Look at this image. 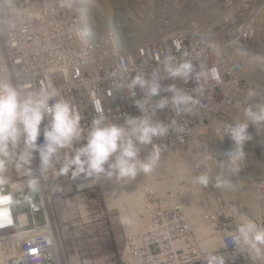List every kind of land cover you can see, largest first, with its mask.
I'll list each match as a JSON object with an SVG mask.
<instances>
[{
    "label": "built area",
    "instance_id": "obj_1",
    "mask_svg": "<svg viewBox=\"0 0 264 264\" xmlns=\"http://www.w3.org/2000/svg\"><path fill=\"white\" fill-rule=\"evenodd\" d=\"M136 1L144 6V0ZM64 2L0 0V78H11L22 92L56 87L77 107L85 130L96 116L97 106L108 121L118 124L123 123L127 115L136 117L141 114L134 101L144 99V93L137 88L136 96L132 97L127 88L122 87L139 71L146 78H151L156 72L162 89L175 85L197 99L191 114L177 116L171 103L155 111L154 120L170 123L175 119L184 130L154 141L162 149L159 164L152 173L140 175L145 189L143 209L146 225L138 234L125 238L121 259L124 255L131 257V264H195L204 261L205 253L198 248L200 241L192 230L193 221L186 211V197L204 205L201 218L218 228L231 226L229 220L232 215L228 218L227 209L230 207L208 173L207 164L213 159L219 144L209 148L205 139H198V132H206L209 136L213 132V122H220L224 127L226 122L235 118L233 106L237 103H244L245 109L249 107L248 96L253 95L257 79L254 75L253 80L245 75L248 65L245 46H252L246 43V35H255L256 41H264V0H171L175 11L182 15L177 28L138 45L133 40L129 50H120L114 39V49H108L99 61H84L78 54L76 38L79 37L72 34L66 17V10L75 9L76 4L67 8L63 6ZM147 2V8L144 6V10H148L147 16L144 19L137 16L138 21H146L147 27L156 21L158 30H163L169 20L163 14H155L154 10L169 1ZM211 3H215L217 8L211 9ZM52 19H60L63 32L52 29ZM169 24L176 26L177 20L173 19ZM176 42L181 44L179 51L176 50ZM233 42L242 44L241 53H234ZM169 51L178 59L184 51L189 52L187 58L192 60L197 71L201 65L216 68L219 80L209 78L197 82L190 78L185 83L180 78L168 77L162 61ZM259 55L264 53H258V70ZM201 84L203 92H195L194 89ZM171 96L172 93L162 90L157 97L149 99V109L160 99L170 100ZM148 150L142 149L140 157L146 156ZM236 151L240 153V150ZM37 164L38 161H34L33 167ZM183 169L186 171L182 172ZM201 173L209 175L208 187L194 182V177ZM14 176L13 179L19 183L21 178ZM81 182L66 177L57 179L50 172L42 182L41 192L34 194L31 200L23 201L22 196H18L22 203L12 219L0 218V242L6 241L7 251L14 255L16 251L22 252L19 264H55L57 261L45 206L48 196L59 201L77 200L84 215L74 211L77 212L74 224L100 229V236H91L86 241L90 250H97L81 252L83 258L93 259L101 245L112 241V219L101 189L106 180ZM165 182L170 186L164 188ZM208 204L215 206L213 211L207 210ZM228 237L229 233L224 236V251L232 253L235 247ZM59 247L65 253L60 240ZM122 262L127 264L125 260Z\"/></svg>",
    "mask_w": 264,
    "mask_h": 264
},
{
    "label": "clouds",
    "instance_id": "obj_2",
    "mask_svg": "<svg viewBox=\"0 0 264 264\" xmlns=\"http://www.w3.org/2000/svg\"><path fill=\"white\" fill-rule=\"evenodd\" d=\"M74 4L75 0H65L63 6L72 8ZM175 47L179 51L180 42H176ZM188 56L189 52L184 51L178 59L169 51L162 61L167 76L180 78L185 83L190 78L197 82L209 78L219 80L216 68L201 65L197 71ZM122 87H126L132 97L136 96L137 88L144 93V99L134 101L141 114L127 115L123 123L118 124L108 121L97 106L96 116L85 130L77 107L56 87L22 92L11 78H0V218L12 219L22 203L18 196H22L23 201L31 200L34 194L41 192L42 182L50 172L54 178L66 177L83 183L101 179L132 181L156 169L162 149L154 141L174 131L181 132L184 127L175 119L170 123L154 120L155 111L171 103L177 116L191 114L198 100L175 85L162 89L156 72L146 78L139 71ZM162 90L172 93L171 99H160L150 110L149 99L157 97ZM203 90L202 84L194 89L199 93ZM244 116L224 129L238 150L253 139L249 128L264 121V111L257 114L250 106ZM142 149H149L143 158L140 157ZM34 161H38L35 168ZM13 175L21 178L19 183L13 180ZM194 182L208 187L210 177L201 173L194 177ZM228 240L238 252L264 258V226L253 219L238 216ZM205 261L206 264H226L223 255L212 252L207 253Z\"/></svg>",
    "mask_w": 264,
    "mask_h": 264
},
{
    "label": "bare ground",
    "instance_id": "obj_3",
    "mask_svg": "<svg viewBox=\"0 0 264 264\" xmlns=\"http://www.w3.org/2000/svg\"><path fill=\"white\" fill-rule=\"evenodd\" d=\"M99 1L75 0L76 8L66 10V17H68V26L71 27L72 34H75L77 37H79L76 38V50L78 51V54L80 56H83L84 61H99L100 58L108 51V49H114V45L112 42L113 38H115L116 46H120V50H129L133 45V40L135 45H138L140 43L157 39L160 37V35H162V33L166 35L168 31L173 30L179 26L182 18V15L179 12L175 11L176 8L173 7L171 0H168L169 3H166V5L163 3L160 5L161 8H156V10H154L155 14H163L169 20L168 25L166 23V26L164 27L165 30L163 29L159 31V25L155 24L156 21L155 23L151 24V26L147 27L146 21L141 23L137 18H129L128 14H125L122 10L121 1H114L115 4L113 11L109 9L104 10V6H100L99 4H101V2ZM147 3V0H144V3L142 5L145 6ZM145 7L147 8V5ZM216 8V4L211 3V9ZM147 13L148 10L145 9L144 11H142V13H139L138 16H143V18L140 19H144L147 16ZM95 14H97V16H94ZM173 19L177 20L176 26H171L169 24V22L171 23ZM52 29H54L55 32H63V25L60 23V19H52ZM93 31L97 32L93 34ZM124 35L126 38H123ZM107 36L108 39H106ZM89 37H91V42L89 41ZM246 43L252 44V46H245V56L248 59V65L246 67L245 75L250 79H252L254 75V79H257V87L253 88V95L248 96V106L254 108L253 111L259 114L261 111H264V91L262 90V85L264 83V79H262L264 76V71L260 73V69L258 70L256 68L257 64L253 63V60H255L253 52H258L257 50L259 48L257 47L255 36L247 35ZM261 50L258 53H263ZM233 51L234 53H241L242 44L240 42H233ZM260 61L264 60L259 58V62ZM244 113L245 104L237 103L233 106V116H235V118L231 119L229 122H226L224 124V127L220 126V122H213V132L209 136H206V132H198V139H205V145L209 148L219 144L217 146V152H214L215 157L213 156V159L209 160V163L207 164L208 173L211 175L214 183L216 185H219L217 186V189L220 191V195L223 196L224 200L227 203H234L236 201L238 202L239 206L246 205L247 198L245 197V195H251V193L253 192H251V189L253 188L242 187L241 189H239L240 185L236 181L237 178L241 177H246L247 179L251 178V175L246 172L245 169L241 171V168H237V165L240 162L239 154H244L245 146L249 144L253 145V141L264 140V121L252 124L249 128V132L252 134L253 139L244 145L243 149L240 150V153L236 151V145L227 137V135H225V132L222 131H224L226 125L234 124L237 120L244 119ZM221 164H223L225 168L228 166L229 167L227 169H224L220 166ZM262 164H264V162ZM185 171L186 169L182 170V172ZM13 177L15 176L13 175ZM15 181H17L18 183V180ZM242 183L243 182H240L241 186H243ZM162 186L166 188L170 186V184L165 182ZM101 189L106 196L109 207L115 208L119 211L123 223L129 226L130 232L139 233L144 229V225L146 223V215L143 209V196L145 189L141 184L140 175H138L132 181H117L115 179H113L112 181H106L105 183H102ZM254 190L258 191V196L260 194L259 191H263L264 189H259V186H256ZM49 199L50 202H52V199L50 198V196H48L45 199V206L49 216V233L52 235L56 245L58 264H74L72 261L69 262V260L65 258L64 251L61 249V247H59L60 237L54 223V217L52 215V209L50 207ZM200 205L201 204L195 203L194 201L192 202L190 197H186L185 207L187 209V213L189 214L188 217H190L193 221L192 230L200 241L198 248L200 251L205 253V256L209 252H212L216 255H221L225 252L224 247H222V253L217 250H205L202 247V241H204L205 238L204 242L208 240L205 247L208 245L209 248H215L218 244H220V242H224V236L227 233H231L234 230L230 229L231 226L228 227L230 230L228 228H218L208 220L202 219L201 215L203 211H205V206L201 205L203 207V210H200L201 213H198V208L200 207ZM207 206H210L209 209L206 207L207 210H214L215 206L209 204ZM236 206L230 208L238 213ZM77 210L79 211L81 216L84 215L82 208L77 207ZM199 215L201 221L197 217ZM211 225L213 228L212 235L209 234ZM5 243L6 241L0 242V244L3 245H6ZM237 252L238 251L236 249L232 251L234 255L237 254ZM11 253L10 251H8L9 258H14L13 264H19L22 261V252L16 251L17 255L13 254V256H11ZM225 253L227 255L229 254L227 252ZM226 256H224V258L226 262H228L230 258ZM123 260H125L127 264H131L132 258L124 255ZM57 261L55 264H57Z\"/></svg>",
    "mask_w": 264,
    "mask_h": 264
},
{
    "label": "rangeland",
    "instance_id": "obj_4",
    "mask_svg": "<svg viewBox=\"0 0 264 264\" xmlns=\"http://www.w3.org/2000/svg\"><path fill=\"white\" fill-rule=\"evenodd\" d=\"M114 1L116 2L117 0H100L99 2H101V4L99 5L102 7L104 6L103 7L104 10L109 9L113 11L114 4H115ZM119 1L122 2V10L124 11L125 14H128L129 18H133V17L137 18L138 14L144 11V6H137L139 4H137L136 0H118L117 2ZM123 38H126L125 35ZM106 39H108V36L106 37ZM114 39L115 38H113L112 40L113 45H114ZM255 39H256V36H255ZM261 46L263 47V49ZM257 47H259L258 52H260V50L262 49L261 51L264 53L263 51L264 41L263 42L257 41ZM258 52H253V56L255 58V60H253L254 64H257ZM259 58L264 60V55H259ZM263 65H264V61H260V65H259L260 73L264 71L262 70L264 69ZM262 79H264V76ZM262 88H263L262 90L264 91V83L262 85ZM239 160L240 162L238 163L237 168H241V171L245 169V171L251 175V178L247 179L246 177H241V178H237L236 181L240 185V187H241L240 182H243L242 187L253 188L251 189V192L252 191L253 192L251 193V195L249 194L245 195V197L247 198L246 205L239 206L238 202L236 201L234 203L226 202L227 206L229 207H234L237 205L236 207L238 211L237 213L236 211H233L231 208L227 209L228 218H229V215H232V217L229 220V223L231 225L230 229L234 230V225L237 220V216H246L248 218L253 219L261 226H264V190L259 191L260 194L258 196H257L258 191L254 190L256 186H259V189H264V164H262L264 162V140L263 141L255 140L253 141V145H250V144L246 145L244 148V154L242 153L239 154ZM103 196H104V203L106 204L109 210L108 215L112 219L111 229H110L112 241L109 243H105L103 246L101 245L99 249V253L97 252L92 256V258L94 257L93 259H89L87 257L83 258L80 255V253L84 252L85 250L89 251V253L97 250V249L90 250V245L89 243H86V241L91 236H100L99 235L100 229L97 226H91L88 228V227H84L83 225H81V227L77 226V223L74 224V222L76 221L75 218L77 216V212L79 213V211L77 210V207L76 208L74 207V203L76 200L73 203L70 201H59V200H51L52 202H50V199H49L50 207L52 209L51 210L52 215L54 217V223L56 225V229L59 234L60 241L63 243V247L65 250L64 256L67 260H69V262L72 261L74 264H109L110 260L108 259V257L110 255L112 256L114 255L113 256V259H115L114 262H116V264H123L122 262L123 259H121V253L123 252V248L125 245V238L128 236L135 235L138 232H135V233L130 232L129 226L123 223L119 211L115 208L109 207V204L106 200V196L104 192H103ZM76 202L77 203L75 205L81 208L80 202L78 201ZM207 208L209 209L210 206H207ZM200 210L201 211L203 210V207L201 205L198 208V213L199 212L201 213ZM74 211H77V212H74ZM209 211L211 212L213 211V209H210ZM197 217L199 218L200 215ZM68 218H70V220H68ZM199 220L201 221L200 218ZM86 231L87 232L89 231L92 234H88L86 233ZM209 234L211 235L213 234L212 225L210 227ZM208 239H211V238H208ZM204 241H205V238H204ZM204 241H202V247L205 250H217L220 253L223 252L222 242H220V244H218L217 247L215 248H209L208 245L205 247V245L207 244L206 242L208 240L206 242ZM78 242H80V245L78 244ZM6 246L7 245L0 244V258H1L0 264H13L14 258L13 257L7 258L9 257V254H8ZM74 248H76V250ZM222 254L223 256L227 255L225 252ZM11 256H13V253H11ZM226 257L230 258V260L226 262V264H264V258L257 259L256 257L249 256L246 253L237 252V254L235 255L233 253H229ZM57 264H58V261H57ZM195 264H206V261L204 260V261H201Z\"/></svg>",
    "mask_w": 264,
    "mask_h": 264
},
{
    "label": "crops",
    "instance_id": "obj_5",
    "mask_svg": "<svg viewBox=\"0 0 264 264\" xmlns=\"http://www.w3.org/2000/svg\"><path fill=\"white\" fill-rule=\"evenodd\" d=\"M114 256V255H113ZM113 256L112 255H110L109 257H108V259L110 260V263L109 264H113V262L115 261V259H113ZM107 259V258H106ZM107 259V260H108Z\"/></svg>",
    "mask_w": 264,
    "mask_h": 264
}]
</instances>
